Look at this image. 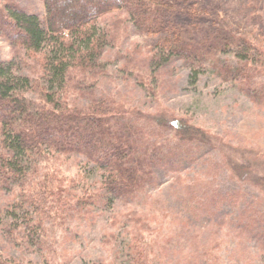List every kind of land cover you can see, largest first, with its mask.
I'll return each instance as SVG.
<instances>
[{
  "label": "trees",
  "instance_id": "trees-1",
  "mask_svg": "<svg viewBox=\"0 0 264 264\" xmlns=\"http://www.w3.org/2000/svg\"><path fill=\"white\" fill-rule=\"evenodd\" d=\"M40 2L42 19L11 4L0 5V35L11 48L35 60L38 68L35 79L17 59L0 61V192L11 199L0 211V227L7 245L25 249L47 245L44 263L55 264L57 256L53 257L50 245L56 247L62 239L53 234L58 230L66 240V227L75 225L76 216L114 205L168 214L169 209L155 205L149 195L167 179L173 181V196L189 216L187 220L172 212L179 220L177 227L189 230L204 217L215 234L251 237L264 250V174L260 173L264 160L256 158L257 166H244L234 159L235 149L222 146L183 119L145 115L115 95L94 96L87 91L102 77V54L116 38L114 23L130 22L141 30L156 27V6L149 0ZM120 13L127 18L107 21V16ZM245 39L235 38L229 44L237 49L236 66L222 63L201 44L173 47L167 64L174 56L184 60L193 81L200 69L209 67L224 81L244 82V93L257 85L253 93L264 109V84L254 80L259 63ZM162 63L153 62V72ZM202 150H206L203 155ZM219 150L222 161L216 162L210 152ZM51 160L71 161L83 166L82 173L85 167L97 174L90 184L82 185L85 173L64 178ZM201 160L203 169L184 178L183 173ZM223 168L230 179L239 175V184L254 189L257 197L247 203L240 190L226 195L216 191L213 184ZM202 183L207 186L200 188ZM141 222L148 225V217ZM131 236L124 251L127 263L147 264L143 239ZM195 237L190 235L184 240L186 248H174L172 254L194 250ZM0 264L32 263L0 255Z\"/></svg>",
  "mask_w": 264,
  "mask_h": 264
},
{
  "label": "rangeland",
  "instance_id": "rangeland-1",
  "mask_svg": "<svg viewBox=\"0 0 264 264\" xmlns=\"http://www.w3.org/2000/svg\"><path fill=\"white\" fill-rule=\"evenodd\" d=\"M149 1L156 6V27L141 30L130 22L124 25L115 22L118 18H127L121 13L107 16V21L115 22L116 38L102 54V77L87 91H92L94 96L115 95L145 115L183 119L188 125L219 140L222 146L235 149L233 156L240 164L257 166L260 162L256 158L264 160V109L257 104L261 101L253 93V89L257 91L259 87L255 85L250 92H245L247 96L243 92L244 82L224 81L209 67L200 71L197 68L199 73L193 81L192 69L184 60L174 56L167 64V56L175 46L201 44L222 63L236 66L237 49L229 44L232 39L243 37L252 48V54L256 55L253 60L259 63L254 67L257 71L254 80L264 84V0ZM4 3L40 19L44 16L40 0H0V5ZM13 58L23 64L28 76L36 79L38 68L35 60L28 59L20 49L11 48L0 35V61L8 62ZM159 61L163 62L161 67L157 66L153 72L156 69L153 62ZM205 152L202 150L200 153L203 155ZM220 152H210L216 162L222 161ZM201 163L202 160L187 169L183 177L195 176L203 169ZM50 165L61 171L62 177L69 179H74L76 173H82L83 168L71 161L56 160ZM83 170L86 177L81 184H90L89 180L97 172L94 174L85 167ZM238 178L230 179L227 169L223 168L219 170L216 182H212L213 188L223 195L240 190L247 203L255 199L256 191L248 185L241 186ZM172 182L164 179L160 186L149 192L151 201L169 209L168 214L166 210L165 213L155 210L147 214L143 208L136 210L114 205L103 209L97 207L92 210L93 215L74 217L75 225L66 227L69 231L64 234L66 240L58 230L53 234L55 238L62 239V244L50 245L53 257L57 256L55 264H63V261L65 264H128L124 253L132 233L143 239L148 253L147 264H264V250L251 237L217 235L208 230L209 220L204 217L193 222L189 230L177 227L175 224L179 220L173 213L187 220L189 216L180 206L178 197L173 196ZM205 185L202 183L200 188ZM9 196L7 192H0V211L11 200ZM224 209L229 211L228 207ZM146 217L148 225L141 222ZM169 229L171 237L166 235V232L171 233ZM0 230L1 256L45 264L47 245L42 249L32 246L29 249L11 248L6 243L2 227ZM190 235L196 236L193 242L197 247L182 255L172 254L174 248H186L184 240ZM211 246L213 250L209 249ZM201 247H204V252L200 251Z\"/></svg>",
  "mask_w": 264,
  "mask_h": 264
}]
</instances>
